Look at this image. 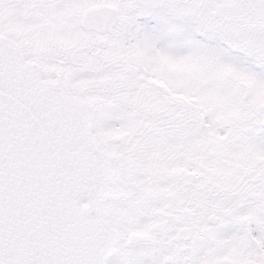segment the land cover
Segmentation results:
<instances>
[{
    "label": "snow or ice",
    "instance_id": "obj_1",
    "mask_svg": "<svg viewBox=\"0 0 264 264\" xmlns=\"http://www.w3.org/2000/svg\"><path fill=\"white\" fill-rule=\"evenodd\" d=\"M0 264H264V0H0Z\"/></svg>",
    "mask_w": 264,
    "mask_h": 264
}]
</instances>
